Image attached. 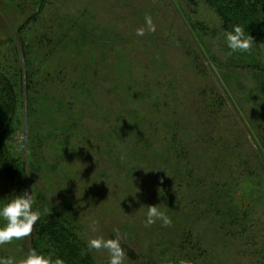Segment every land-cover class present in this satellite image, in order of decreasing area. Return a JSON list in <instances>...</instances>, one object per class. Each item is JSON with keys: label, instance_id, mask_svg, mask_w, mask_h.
I'll return each instance as SVG.
<instances>
[{"label": "rangeland", "instance_id": "rangeland-1", "mask_svg": "<svg viewBox=\"0 0 264 264\" xmlns=\"http://www.w3.org/2000/svg\"><path fill=\"white\" fill-rule=\"evenodd\" d=\"M146 15L156 30L137 36ZM229 52L220 19L203 0H0V71L19 92L15 125L0 141L37 207L46 204L86 246L97 236L116 238L118 228L137 259L126 256L124 264H264V45ZM28 73L48 110L32 111L30 123ZM202 89L225 104L215 110L213 147L192 141L197 123L212 124L194 110ZM174 112L185 129L177 141L186 140L190 182L180 177L182 163L164 173L154 157L165 134L149 145L137 130L151 120L171 127L172 139ZM240 157L257 167L253 176L236 174ZM229 169L233 181L215 187ZM10 198L0 171V207ZM149 205L171 226L145 227ZM242 230V239L232 236ZM31 242L0 245V258L26 257ZM89 252L96 264H109L106 250Z\"/></svg>", "mask_w": 264, "mask_h": 264}, {"label": "trees", "instance_id": "trees-1", "mask_svg": "<svg viewBox=\"0 0 264 264\" xmlns=\"http://www.w3.org/2000/svg\"><path fill=\"white\" fill-rule=\"evenodd\" d=\"M190 3H195V0H183ZM205 5L212 9L222 23V27L224 31L232 30V26L234 24H240L245 27V31L254 38V43L256 45H264V0H203ZM26 83V101H27V113L28 122L30 120V113L32 114L38 113L41 109L45 113H48L47 108L39 106V102L42 101L40 98L41 92L36 91L38 83L34 76L28 73L25 76ZM159 86V85H158ZM212 92V94H211ZM46 95V94H44ZM212 95V96H211ZM215 91L206 89H202L198 92V99L200 100L198 103L194 101V104L197 105L195 107L196 115L201 118H206L211 127L208 126L207 123L195 125L199 127L197 132L192 134L197 135L194 136L192 141L195 144L199 145H207L211 144L213 147L214 143V134L216 133L217 126L213 127L212 125H216L215 123V110L220 111V107H222L223 102L222 99L218 98L216 102L214 101ZM213 97V100L211 99ZM211 100V101H210ZM218 103V104H217ZM155 107H159L160 103H154ZM19 108V92L15 83L9 78L7 74L0 71V139L6 136L15 125V121L17 119V113ZM178 113H172L171 121L172 124L177 127L175 131L172 132V139H167V132L172 131L170 127L167 131L164 130L160 123L154 124L153 121L148 120L146 123V129L139 128L138 132L149 136L146 142L150 145L152 139H156L160 134L161 136L165 134V138L162 140L161 148L155 149L154 156L156 159L161 161L162 164V172L166 173L168 170V166L177 167L182 163V167L184 170L180 172L177 168V172L179 171L180 177L189 181V179L193 178V169H191L190 157L189 155H185L186 140H183L181 144L178 145L179 141H177L178 133H184L185 129H180V121L178 120ZM32 117V116H31ZM69 117V115L67 116ZM211 121V123H210ZM30 123V122H29ZM28 123V125H29ZM33 123V122H32ZM207 125V126H206ZM171 126V125H170ZM206 126V127H205ZM29 127V126H28ZM33 127V125H32ZM169 127V126H168ZM167 127V128H168ZM40 129V128H39ZM33 129L34 133H37L38 130ZM61 132H64V128H59ZM29 135H31L30 127L28 128ZM147 132V133H146ZM189 133V131H188ZM191 134V133H190ZM160 136V135H159ZM193 136V135H192ZM32 139V137H31ZM223 140V139H221ZM228 140V139H227ZM226 140H223V142ZM153 142V141H152ZM229 142V141H228ZM226 142V143H228ZM34 148L36 149V143L34 140L32 141ZM153 146V145H152ZM34 149L33 158L34 156ZM153 154V155H155ZM242 163H238L237 167V175L244 177L253 176V172L257 169V167H251L250 159L240 157ZM188 162V163H187ZM227 162V161H225ZM225 165H229V163H225ZM234 166L230 164L228 167ZM170 167V168H171ZM228 169L227 167H225ZM236 168V167H235ZM243 169V173H238L239 169ZM232 169V168H230ZM229 169L228 172L230 176H228L225 180H219L215 182V187H217V182L223 181L225 184L233 181L231 180L234 175L233 172ZM0 171L2 173V179L4 180L6 186L10 189L11 197L15 195L22 194L25 190L28 191L26 180L24 178L23 172L20 170L19 165L16 161L8 153L6 147L0 141ZM183 181V180H181ZM190 182V181H189ZM194 183V181H191ZM179 186H181V182L178 181ZM187 185L190 183L187 182ZM192 186V185H191ZM39 201L41 203L44 202V199L39 197ZM37 203V201H36ZM34 205V209H39L41 207H37ZM45 209H47V213H45ZM42 213L41 219L34 226V231L30 238L32 239L31 245L32 248L36 249L38 254H42L43 247L46 246L47 252L53 257L62 258L65 261V264H96L93 260L89 249L83 241L78 237L74 228L65 220H61L56 218L57 216L49 212L47 205L45 204L39 209ZM231 211H229L226 215H228ZM231 215V213H230ZM232 221V220H231ZM235 221V220H234ZM236 222V221H235ZM238 225L240 227H244V223L241 220H237ZM246 229V226H245ZM247 231L242 230L240 232L232 233L233 237H237L238 239H242ZM125 250L126 256L133 261H136V257L131 250H127V248L121 245ZM81 250H84L85 254H81Z\"/></svg>", "mask_w": 264, "mask_h": 264}, {"label": "clouds", "instance_id": "clouds-1", "mask_svg": "<svg viewBox=\"0 0 264 264\" xmlns=\"http://www.w3.org/2000/svg\"><path fill=\"white\" fill-rule=\"evenodd\" d=\"M146 27L136 29L137 36H143L147 32H155L156 26L151 15L145 16ZM227 47L230 49L229 55L235 52H250L255 45L254 38L245 31V27L240 24H234L232 30L225 32ZM22 142L23 137L19 138ZM123 159V156L121 157ZM36 197L25 190L22 194L11 197L6 204L0 207V218L5 223L0 226V245L10 244L14 240H23L29 238L34 226L41 219L42 213L39 209H34ZM146 212L145 227L156 223L157 220L162 222V226L170 227L172 220L165 212L161 211L157 205H149ZM47 213V209L44 210ZM97 221H93L89 227L96 232ZM116 238H104L97 236L87 241L89 250H106L109 255V264H124L126 253L121 246L120 230L114 229ZM81 254H85L81 250ZM0 264H65L62 258H53L51 255L45 256L38 254L36 249H30L26 257L16 261L13 258H0ZM178 264H191V261L180 259Z\"/></svg>", "mask_w": 264, "mask_h": 264}]
</instances>
